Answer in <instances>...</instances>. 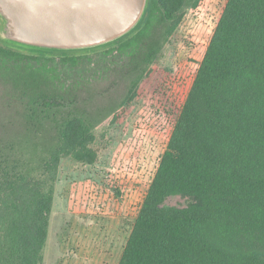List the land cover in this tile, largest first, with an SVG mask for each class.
I'll use <instances>...</instances> for the list:
<instances>
[{
  "label": "trees",
  "instance_id": "trees-1",
  "mask_svg": "<svg viewBox=\"0 0 264 264\" xmlns=\"http://www.w3.org/2000/svg\"><path fill=\"white\" fill-rule=\"evenodd\" d=\"M159 1L150 0L132 33L104 48L141 42L157 20ZM149 43L141 53L148 63L158 50L154 40ZM0 44V53L15 60L32 54L47 63L89 54ZM48 71L59 78L53 66ZM1 77L12 83V95L29 97L21 107L29 127L0 150V264H44L61 159L114 165L110 151L117 147L109 144L124 141L127 128L136 131L140 124L127 118L128 98L112 132L98 136L76 111L78 95L57 88L47 75L17 65ZM158 100L151 115H168L166 102ZM178 109L118 264H264V0H226ZM49 126L59 129L51 136L57 146L45 144ZM104 183L112 187L115 176L102 172L99 193ZM175 193L197 201L183 209L163 207Z\"/></svg>",
  "mask_w": 264,
  "mask_h": 264
},
{
  "label": "rangeland",
  "instance_id": "rangeland-1",
  "mask_svg": "<svg viewBox=\"0 0 264 264\" xmlns=\"http://www.w3.org/2000/svg\"><path fill=\"white\" fill-rule=\"evenodd\" d=\"M197 1L160 0L157 20L141 42L102 48L79 59L51 57L46 63L32 54L15 60L11 54L0 53V150L12 146L15 133L29 127L24 125L21 108L29 97L12 95V83L1 77L17 65L47 75L67 94H77L76 111L98 136L112 132L114 118L128 98L133 102L127 118L136 117L140 124L136 131L127 128L126 141L114 139L109 144L119 147L117 152V148L110 151L114 165H90L71 156L61 159L44 264L119 263L167 144V133L195 80L226 2ZM151 40L158 50L148 63L141 53ZM49 66L59 72V78L49 73ZM158 99L166 102L168 115H151L156 110L151 103ZM48 129L50 141L45 144L57 146L51 136L59 129ZM97 145L104 147L101 142ZM102 172L115 176L116 183L112 187L104 183L99 193ZM196 201L193 195L175 193L163 207L183 209Z\"/></svg>",
  "mask_w": 264,
  "mask_h": 264
},
{
  "label": "water",
  "instance_id": "water-1",
  "mask_svg": "<svg viewBox=\"0 0 264 264\" xmlns=\"http://www.w3.org/2000/svg\"><path fill=\"white\" fill-rule=\"evenodd\" d=\"M150 0H0V43L81 55L132 33Z\"/></svg>",
  "mask_w": 264,
  "mask_h": 264
}]
</instances>
